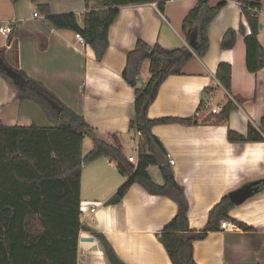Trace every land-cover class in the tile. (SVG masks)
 Masks as SVG:
<instances>
[{
	"label": "crops",
	"instance_id": "0c3cea01",
	"mask_svg": "<svg viewBox=\"0 0 264 264\" xmlns=\"http://www.w3.org/2000/svg\"><path fill=\"white\" fill-rule=\"evenodd\" d=\"M221 0H210L215 6ZM196 0H169L163 15L155 4L122 7L108 31L109 46L100 62L93 50L80 46L71 30L51 27L40 6L50 15L74 14L82 28L86 12L98 10L95 2L83 0H0V25H17L16 37L7 42L0 33L5 62L20 70L51 92L97 132L99 139L117 146L126 158L133 155L135 135L129 132L134 117V91L123 79L126 56L137 40L166 50L189 48L181 22ZM257 40L264 50V1L257 15ZM243 26L249 28L237 0H228L207 28L208 49L193 58L180 75L168 76L148 107L149 119L172 118L181 122L158 124L151 134L160 142L165 156L174 160L167 166L188 201V228L200 231L209 210L220 199L246 184L264 180V69L249 73L245 67ZM228 30L238 35L235 46L224 50L221 41ZM250 30V29H249ZM231 67L227 92L215 78L218 64ZM149 77L143 61L138 85ZM231 102L234 109L221 122L210 113ZM201 111L199 116L196 112ZM211 116L210 122L203 120ZM52 127L41 108L30 100H19L0 77V125ZM251 126L261 142H230L228 132L246 138ZM137 141L140 143L141 138ZM83 145V144H82ZM143 150L151 153L149 147ZM83 155V153H82ZM85 156V155H83ZM131 164V163H130ZM151 180L164 184L158 165L147 168ZM127 176L116 164L100 157L84 165L79 200L96 203L93 213L80 212L77 264H111L104 247L92 231L103 235L112 253L123 264H172L157 234L174 218L177 205L166 196L151 195L134 183L115 204ZM237 226L232 231L209 232L193 242L196 264H264V184L252 197L228 212ZM223 220V219H222ZM241 223L249 228L245 231Z\"/></svg>",
	"mask_w": 264,
	"mask_h": 264
},
{
	"label": "trees",
	"instance_id": "16d2710c",
	"mask_svg": "<svg viewBox=\"0 0 264 264\" xmlns=\"http://www.w3.org/2000/svg\"><path fill=\"white\" fill-rule=\"evenodd\" d=\"M13 4L19 0H10ZM95 2L99 9L86 12L82 28L74 14L50 15L47 5L40 6L47 23L57 30L80 33L85 45L94 52L100 62L108 49V31L122 7L155 4L163 15L169 0H83ZM228 0L215 6L210 0H196L181 22V31L189 48L166 50L155 44L150 47L137 40L134 49L126 56L124 81L134 91V117L129 132L141 134L137 164H130L121 150L98 138L83 117L65 106L43 85L26 74L9 66L0 48V77L19 100H30L37 104L52 127L42 128L35 124L28 127L0 125V264H77V238L81 229L80 178L82 167L97 158H108L117 170L127 176L126 182L116 195L122 198L134 183L141 185L151 195L166 196L177 205L174 218L157 234L172 264H196L193 259V242L203 240L209 232L218 230L222 219H229L228 212L234 207L228 194L224 195L208 212L205 226L200 231L188 228V201L183 189L172 175L164 178L163 185L155 184L147 168L157 165L151 153L143 148L155 144L165 156L160 142L151 134V127L158 124L181 122L172 118L149 119L147 110L159 86L170 75H180L191 59L201 58L207 51L209 41L207 28ZM264 0H237L241 13L246 18L250 33L243 26L239 34L244 36L245 67L249 73L264 69V50L257 40L258 18L251 9H260ZM17 25L11 27L7 42L16 37ZM237 33L228 30L221 41L224 50L235 46ZM190 40L192 45H190ZM148 61V79L138 85V75L143 61ZM5 69L13 72L26 83L25 89L17 88ZM215 78L227 92L231 85V67L218 64ZM36 92L46 95L61 108L59 117L47 102ZM234 105L228 102L218 119L226 121ZM211 116L203 122H210ZM264 134V117L261 120ZM92 141V149L82 155L84 138ZM230 142H261L263 138L251 127L246 138L228 132ZM166 158V156H165ZM245 231L251 228L238 223ZM100 241L106 254L112 253L103 235L92 231Z\"/></svg>",
	"mask_w": 264,
	"mask_h": 264
},
{
	"label": "water",
	"instance_id": "95a60500",
	"mask_svg": "<svg viewBox=\"0 0 264 264\" xmlns=\"http://www.w3.org/2000/svg\"><path fill=\"white\" fill-rule=\"evenodd\" d=\"M190 45H192V41L190 40ZM6 74L12 79L14 85L19 89H25L26 83L23 79L17 78L12 71L5 69ZM37 95L41 96L47 104L53 109L56 113V116L59 117L61 108L57 103L49 99L46 95L36 92ZM149 149L151 151L152 156L154 157L156 164L162 168L163 174L165 177H168L171 175V171L166 166V158L161 152V150L155 145V144H149ZM264 184V180L261 181H254L249 184H246L245 186L232 191L228 194V197L230 201L234 205H240L248 198L252 197L254 194H256L260 189L261 186ZM119 198L117 196H113L108 203L109 204H115ZM109 261L111 264H123L113 253L108 254Z\"/></svg>",
	"mask_w": 264,
	"mask_h": 264
},
{
	"label": "built area",
	"instance_id": "2783aa9c",
	"mask_svg": "<svg viewBox=\"0 0 264 264\" xmlns=\"http://www.w3.org/2000/svg\"><path fill=\"white\" fill-rule=\"evenodd\" d=\"M251 13L257 17V15H259V10L258 9H251L250 10ZM10 32H11V26L10 25H0V33L2 35H5V36H9L10 35ZM247 33L249 34L250 33V30L249 28H247ZM75 39H76V42L80 45V46H84L85 45V42H84V39L83 37L80 35V33H75L74 35ZM201 113V111H197L196 112V116H199ZM211 114L213 115H219L221 113V109L216 107V108H213L211 109L210 111ZM134 135H135V140L134 143V147H133V155L129 156L127 158L128 162L133 164L134 166L137 164V155L138 153L140 152V145H139V142L137 141V139L139 137H141V134L140 132L138 131H135L134 132ZM174 160L172 158H169V157H166V165L167 166H173L174 165ZM97 206L96 203H89V202H81L80 205H79V209H80V212L85 214L87 212H90V213H93L94 210H95V207ZM237 228L236 224L234 222H231L229 220H226V219H223V220H220L219 222V226H218V229L220 231H232V230H235Z\"/></svg>",
	"mask_w": 264,
	"mask_h": 264
},
{
	"label": "rangeland",
	"instance_id": "374dc122",
	"mask_svg": "<svg viewBox=\"0 0 264 264\" xmlns=\"http://www.w3.org/2000/svg\"><path fill=\"white\" fill-rule=\"evenodd\" d=\"M92 147L93 145H92L91 139L89 137L84 138L83 145H82L83 155H86L87 153H89Z\"/></svg>",
	"mask_w": 264,
	"mask_h": 264
}]
</instances>
